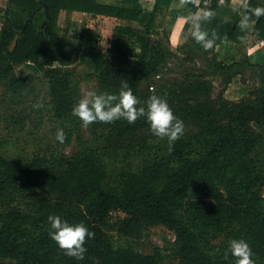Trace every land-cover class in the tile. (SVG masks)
<instances>
[{"label": "trees", "instance_id": "16d2710c", "mask_svg": "<svg viewBox=\"0 0 264 264\" xmlns=\"http://www.w3.org/2000/svg\"><path fill=\"white\" fill-rule=\"evenodd\" d=\"M119 1L116 6L98 0H8L0 10V67L14 70L30 64L43 73L55 118L74 122L82 144L71 157H55L53 161L40 156L12 158L0 151V264H161L157 253L147 255L130 246L114 245L108 232L114 211L126 214L117 227L123 237L137 236L143 223L163 224L174 230L184 264H234V257L225 256L232 238L246 239L258 264L264 260V156L256 155L255 149L263 135L251 124L264 126V65L250 61L226 64L214 52L215 44L224 40L236 44L246 41L243 17L229 8L230 0H202L200 6L212 15L199 21L200 28L208 38L215 33L214 44L205 49L192 36V44L183 46L178 54L171 50L168 37L153 29L155 13H146L140 0ZM196 1L184 0L192 14L197 10ZM172 2L155 0V9L168 8ZM256 6H264V0H249L245 19L256 18L255 33L264 38V15L251 14ZM62 11L137 21L143 29L121 28L120 34L133 42H125L122 35L106 52L96 44L81 53L58 34ZM188 27L189 22L184 34ZM171 59L180 63V78L175 80L168 77ZM76 60L87 64L90 74L98 77L102 90L108 93L131 88L139 98L143 83L158 78L161 85L157 90L150 87L149 96H164L177 117L194 121L198 131L187 135L197 144L187 151L174 145L172 151L156 146L168 151L166 158L148 163L138 172H125L119 189L107 187L106 167L97 151L82 141L80 124L71 112L81 98L71 68ZM246 71L260 79V87L250 89L247 98L229 100L225 97L229 84L237 76L245 83ZM211 76L220 77L224 84L217 100L212 98L214 85L207 79ZM136 121L146 122L143 117ZM120 123L129 124L125 120ZM93 124L97 129L103 122ZM140 142L146 146L147 136H141ZM214 169L217 177L198 183L202 176L209 178ZM196 188L208 199L185 202L193 232L178 225L180 214L175 206ZM34 191L61 199H18ZM50 214L71 223L84 222L94 233L85 241L87 252L82 260L67 256L49 237ZM218 238L223 242L214 241Z\"/></svg>", "mask_w": 264, "mask_h": 264}, {"label": "rangeland", "instance_id": "374dc122", "mask_svg": "<svg viewBox=\"0 0 264 264\" xmlns=\"http://www.w3.org/2000/svg\"><path fill=\"white\" fill-rule=\"evenodd\" d=\"M60 24L64 27L65 21L62 19ZM185 65L192 68L190 63H185ZM167 66L171 69L168 77H171L172 80L180 78L179 61L171 59ZM71 68L74 81L80 88L81 97L90 90L98 93L104 92L98 77L90 74L86 63L76 60L72 63ZM161 79H165V76H162ZM207 79L211 80L214 85L212 98L217 100L222 93L224 84L220 77L211 76ZM158 80V78H151L143 83L142 95L137 98L138 106H144L148 97L151 96H149L150 87L154 86L155 90L160 87L162 81ZM245 83L255 91L261 85L260 79L253 77L250 71L245 75ZM36 104H39L40 107H34ZM77 120L76 122L80 124L81 128L82 141L86 146L97 151L107 170V187L112 189L121 187L125 172H138L144 165L166 158L168 155V151L162 152L155 148L160 146L168 149L166 139L162 140L153 136L146 122L135 121L125 125L120 123L122 120H117L111 123L103 122L101 127L95 129L93 122L88 126H83L78 118ZM183 121L185 124L184 133L174 142V146L187 151L197 144L189 139L187 134L196 133L198 127L194 121ZM224 122L222 121V123ZM74 124L72 121H58L55 118L49 83L43 73L38 72L30 64L18 66L14 70L0 67V151L3 154L27 160L36 156L46 157L49 161H53L55 157L69 158L82 148L81 141L76 136ZM251 125L263 135L255 149V154L262 157L264 156V126ZM58 127L63 128L65 132L63 143L56 140L55 134ZM143 135L147 136L146 146L140 142V137ZM261 169H264V164ZM216 172L214 169L209 178L202 176L198 183L204 184L212 178L211 176L217 177ZM201 191L197 188L193 189V192L185 197L184 202L175 206L176 211L180 214L178 225L181 228L195 232L190 227V211L185 202L191 199L207 200L206 193ZM18 199L56 201L61 198L49 195L46 191H34L20 195ZM1 211L0 209V213ZM124 218H126V214L121 211L111 212L109 217L108 232L112 236L115 246H130L147 255L157 253L160 256L161 264H184L185 258L179 251L174 230L163 224L143 223L138 229L137 236L123 237L117 232V227ZM197 236L201 237L199 234ZM199 241L201 242L202 239L200 238ZM214 241L223 242L222 238ZM213 252L216 253L214 250ZM1 263L7 264L9 261H1ZM258 264H264V260L259 261Z\"/></svg>", "mask_w": 264, "mask_h": 264}, {"label": "crops", "instance_id": "0c3cea01", "mask_svg": "<svg viewBox=\"0 0 264 264\" xmlns=\"http://www.w3.org/2000/svg\"><path fill=\"white\" fill-rule=\"evenodd\" d=\"M2 1L0 0V10L4 9L8 2V0H4V4ZM201 1H196L197 10L193 14L191 8L184 3V0H173L170 7H160L157 10L155 9V0H140V5L146 13H155L153 29L159 31V36L168 37L167 41L171 50L179 54L183 46L192 44L190 38L192 37L194 22L189 17L201 16L207 11L206 8L200 6ZM221 1L224 2L225 0ZM248 1L230 0L229 2V8L239 13L244 19L243 30L246 34V41L242 44H236L230 40H224L222 43L215 44L214 52L218 59L226 64L250 61L253 64L264 65V38L255 33L257 19H245ZM98 2L116 6L121 4L119 0H98ZM62 19L65 21L64 27L60 24ZM188 22L189 27L184 34L183 31ZM121 28L142 30L143 26L137 21L110 16L62 11L59 18L58 34L79 47L81 53L91 50L96 44L106 52L112 43L122 35L125 42H133L127 35L120 34ZM68 34L70 35L68 36ZM75 34L82 37L81 43L79 37L74 36ZM248 73L246 71L245 75ZM249 93L250 87L242 82L241 76H237L229 84L225 97L237 101L249 97Z\"/></svg>", "mask_w": 264, "mask_h": 264}, {"label": "clouds", "instance_id": "9594fccd", "mask_svg": "<svg viewBox=\"0 0 264 264\" xmlns=\"http://www.w3.org/2000/svg\"><path fill=\"white\" fill-rule=\"evenodd\" d=\"M251 14L256 17L264 15V6H256L251 9ZM212 12H204L202 16H190L194 22L193 38L202 44L205 49L214 44L215 33L208 38V33L201 30L200 20L209 18ZM139 101L131 88L122 89L118 94L108 92L87 91L71 109L72 115L77 117L83 126L100 121L111 123L117 120H125L129 124L143 117L149 126L151 134L165 140L168 150L172 151L174 142L184 133L185 124L177 117L167 99L158 94L148 97L144 106H138ZM34 107H40L39 104ZM56 140L63 143L65 140L64 129L58 127ZM48 235L56 245L64 250L69 257L82 260L87 252L85 241L94 233L84 222L71 223L59 215L50 214L47 217ZM234 257V264H255L252 248L244 238H232L228 241L225 256Z\"/></svg>", "mask_w": 264, "mask_h": 264}]
</instances>
